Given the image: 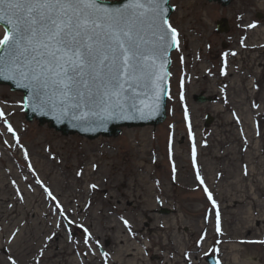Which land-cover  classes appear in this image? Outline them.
<instances>
[{
	"label": "rangeland",
	"instance_id": "obj_1",
	"mask_svg": "<svg viewBox=\"0 0 264 264\" xmlns=\"http://www.w3.org/2000/svg\"><path fill=\"white\" fill-rule=\"evenodd\" d=\"M170 6V23L179 33V50L171 56L167 118L157 127L123 128L118 137L95 140L63 136L48 125L28 122L23 94L0 85V110L6 113L19 139L18 144L0 121L1 168L11 189L9 194L26 203L32 193L41 191L52 210L49 228L55 234L54 240L63 238L67 250H75L68 258L79 254L89 259L88 264H118L115 257L122 244L114 236L122 234L130 239L135 230V238L145 249L141 251L144 264H207L208 255L217 256L220 264H264V243H259L264 241V207L258 206L254 209L257 214H250V203L258 199L257 187L264 192V151L260 150L264 146V6L260 0H233L227 7L208 0H171ZM223 18L228 20L230 30L219 34L216 23ZM243 65V72L235 74L233 68L240 70ZM229 71L228 80L237 79L243 85L241 80L246 79L247 89L237 98L231 94L228 82L217 85L219 76ZM197 96L211 101L197 102ZM242 100V107L250 111L249 119L244 120V129L253 135L250 140L230 131L232 124L224 125L232 117L226 109L238 113V101ZM208 115L212 120L209 125ZM217 139H227L237 154L234 151L224 162L212 160L211 155L224 151ZM248 142L253 148L248 150L252 154L246 169L254 173L243 182L239 149ZM197 171L203 183L197 179ZM90 172L97 180H89ZM220 172H225L226 181L220 180ZM139 181L151 194L149 207L136 208L138 203L132 198L133 187ZM234 181H241V190H231ZM48 192L56 199L52 200ZM243 198L247 203L240 204ZM57 202L74 221L69 228L55 207ZM18 207L19 218L23 219L24 210ZM82 208L86 211L81 212ZM161 209L168 214H160ZM217 209L220 234L216 231ZM7 210L18 212L16 206H8L5 201L0 206V236H7L6 232L14 228V223L6 221L1 213L7 214ZM249 216L251 231L243 224ZM105 225H116L117 229L107 232L103 230ZM10 257L16 264H25L12 254L8 244L0 243V263L11 264ZM130 258L126 257L124 264H129Z\"/></svg>",
	"mask_w": 264,
	"mask_h": 264
},
{
	"label": "snow or ice",
	"instance_id": "obj_2",
	"mask_svg": "<svg viewBox=\"0 0 264 264\" xmlns=\"http://www.w3.org/2000/svg\"><path fill=\"white\" fill-rule=\"evenodd\" d=\"M167 5L168 0H127L116 8L100 0H0V79L30 89L33 110L55 112L77 126L150 118L165 94L168 53L179 50ZM0 121L19 144L3 110ZM192 158L195 167V143ZM197 179L203 183L199 171ZM55 207L71 226L59 202ZM216 221L220 234L218 209Z\"/></svg>",
	"mask_w": 264,
	"mask_h": 264
},
{
	"label": "bare ground",
	"instance_id": "obj_3",
	"mask_svg": "<svg viewBox=\"0 0 264 264\" xmlns=\"http://www.w3.org/2000/svg\"><path fill=\"white\" fill-rule=\"evenodd\" d=\"M250 2L254 3L255 0H249ZM261 5L264 6V0H260ZM258 35V34H257ZM259 36V35H258ZM230 64L235 67L236 63L234 61L230 60ZM245 65L240 68H233L235 74H239L243 72ZM220 79L217 81V85L221 84L224 85L226 82L229 83V87L232 90V95L237 98L240 96V91H245L247 89L246 85H244L246 79H242L241 83L243 85H240V81L237 83V79H230L231 78V71L223 74V76H219ZM246 103H248V98L245 97L243 99ZM243 100L239 104V112L235 113L233 110L229 111L226 109L227 112L231 113L232 117L231 119L227 120L224 125L230 126L233 125V129L230 128V131H233L236 136H239L241 139H247L250 140L253 138V135L251 134V131L249 130L246 132L244 129V125L246 124V121L244 122L245 118H247V115L250 113L249 109H244L242 107V104H244ZM221 101H225V99L222 97ZM218 108L217 110H219ZM244 118V119H243ZM218 145L224 149V151L219 152V154H213L211 155L212 160L217 161H226L230 155H232L235 151V154H237V149L235 147H230L232 143H230L227 139H217ZM253 148L252 143H244V145L239 149L240 153V160L242 162L243 171L241 174V180L243 182L246 181L248 176L253 172L254 170H250V172L247 171L246 167L248 166V157L250 160L251 150ZM264 151V146L260 148V150ZM243 152V153H242ZM260 155L263 154V152L260 151ZM2 163H3V157L0 149V206H3L4 201L8 206H16L18 212L16 211H8L7 214L5 212H1L5 214L6 221H11L14 223V228L11 229L8 227V229H11L6 236V234H3L0 236V243L1 244H8L10 247V250L12 254H15L17 257H21L25 264H65L66 261H69V264H88L89 259H83L79 254L76 258L70 259V257L75 250L68 251L67 250V244L64 241L63 238L61 240H57L55 238V234L51 232V228H49L50 224V216H51V209L48 207L47 203L45 202L44 198L41 197V191H38L37 193H32L31 200L26 203L19 201H16V195L15 197L13 194L10 193V187L6 184L4 175L2 173ZM263 167H264V161H263ZM7 173L11 176V171L7 170ZM221 178L220 180L226 181L227 175H224L225 172H220ZM219 173V174H220ZM89 180L95 181L97 180L96 174L90 172L88 174ZM250 177V176H249ZM210 181L212 183L213 178H210ZM230 183V182H229ZM213 184V183H212ZM211 184V185H212ZM133 192H132V198H134L138 204L136 205V208H140L142 206H151V199H150V192L148 189H145V186L143 185V181H139L137 184L134 185ZM214 186V185H212ZM241 181H234L230 187L231 190H240L242 189ZM136 191V192H135ZM258 192V199L253 200L251 204V210L250 212L251 216H254V214H257L256 208L258 206L264 207V200H260L264 196V192L257 187ZM73 193V192H72ZM8 195V196H7ZM232 195V194H231ZM113 196H110L112 198ZM89 203V202H88ZM88 203L85 205L88 206ZM247 203L246 198L242 200L240 204ZM15 204V205H14ZM20 209L24 210V218H19V206ZM23 208H22V206ZM2 211V210H1ZM85 208H82L81 212H85ZM15 214V215H14ZM264 215V211H263ZM250 216L247 218V222H244V226L247 225V229L251 231L253 225H249V222L252 223V219ZM0 222H2V218H0ZM23 225H25L23 228H21ZM107 225H105L106 227ZM101 227V225H100ZM103 228L104 231L111 232V230L115 231L117 229V226H109L106 228ZM7 229V231H8ZM109 229V230H108ZM245 229V228H244ZM137 234L136 230L130 233L131 238L128 239L126 236H123L122 234H119L118 236H114L115 240L122 244V246L119 249V252L117 253V256L115 257V261L118 264H124V259L126 257H132L129 259V264H144V261L142 260V254L141 251L145 250L140 247L139 240L135 238V235ZM16 236V238H14ZM14 239L13 243L11 241ZM133 242H132V241ZM58 242V245L52 242ZM139 244V245H138ZM54 245V246H53ZM1 264V263H0Z\"/></svg>",
	"mask_w": 264,
	"mask_h": 264
},
{
	"label": "water",
	"instance_id": "obj_4",
	"mask_svg": "<svg viewBox=\"0 0 264 264\" xmlns=\"http://www.w3.org/2000/svg\"><path fill=\"white\" fill-rule=\"evenodd\" d=\"M170 1L168 0V16L170 19V16L173 12V8L170 6ZM210 2H220L223 4V6H228L232 0H209ZM127 0H120L115 2L110 1H102L100 0V3L102 6L109 7V8H116L120 7L123 4H125ZM218 29L217 31L219 33H225L229 31L228 21L226 19H222L217 23ZM2 26V25H1ZM175 50V47H173L169 53H168V59L170 63L167 66V71L169 73L168 77L166 78L164 82V88H165V94L162 98V101L159 105V111H153V114L150 116V118L147 119H118V120H110L106 124L103 125H80L77 126V122L74 120H71L70 118L66 117H59L58 114L55 112H48L45 114L47 110L41 111V110H33V102L30 99L32 96V93L30 89L18 87L17 83L14 80H5L0 79V84L9 85L11 86L13 91H20L24 93V110L27 114L26 119L28 121H33L34 119H37L39 121L40 125L49 124V126L52 129H55L58 132H61L62 135H74L79 134L82 137H87L90 140H94L99 138L100 136L103 137H117L120 135L122 128H133V127H146V126H154L157 127L158 125L162 124L166 119V103H167V96H168V88L170 85V79H171V73H170V67L172 64L171 61V54ZM210 99H206L202 96H197L196 101L198 102H207ZM27 105V107H25ZM210 117H208L207 123L210 124ZM167 213V212H162ZM207 261L209 264H218V261L216 258L209 256L207 258Z\"/></svg>",
	"mask_w": 264,
	"mask_h": 264
}]
</instances>
